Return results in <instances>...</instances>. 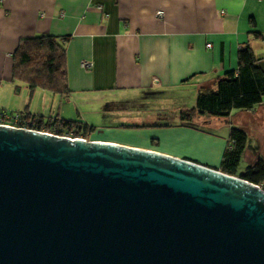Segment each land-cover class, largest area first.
I'll return each instance as SVG.
<instances>
[{
  "label": "water",
  "instance_id": "1",
  "mask_svg": "<svg viewBox=\"0 0 264 264\" xmlns=\"http://www.w3.org/2000/svg\"><path fill=\"white\" fill-rule=\"evenodd\" d=\"M0 264H264V190L188 159L0 125Z\"/></svg>",
  "mask_w": 264,
  "mask_h": 264
},
{
  "label": "crops",
  "instance_id": "2",
  "mask_svg": "<svg viewBox=\"0 0 264 264\" xmlns=\"http://www.w3.org/2000/svg\"><path fill=\"white\" fill-rule=\"evenodd\" d=\"M41 36L62 40L71 91L67 98L30 93L24 86L14 90L12 55L20 40ZM245 45L264 66V0H0V109L88 125L85 113L114 115L108 108L116 104L144 106L166 95L179 108L174 125L166 123L158 107L147 115L159 125H113L107 128L123 140L96 136V130L88 139L188 156L221 171L228 143L213 136L212 125L226 135L233 117L255 124L254 119H264V100L251 112L233 111L227 119L198 116L194 124H204L203 130L183 127L180 114L195 107L201 90L215 88L218 79L236 70ZM83 61L91 67L84 69ZM46 104L57 106L56 114L46 116L41 111ZM201 148L208 149V157Z\"/></svg>",
  "mask_w": 264,
  "mask_h": 264
},
{
  "label": "trees",
  "instance_id": "3",
  "mask_svg": "<svg viewBox=\"0 0 264 264\" xmlns=\"http://www.w3.org/2000/svg\"><path fill=\"white\" fill-rule=\"evenodd\" d=\"M62 40L41 36L20 40L12 55V83L15 92L22 86L30 93L47 91L67 98L71 91L68 85L66 50ZM236 70L227 72L215 83V88L201 90L192 110L180 114L183 127L202 129L194 124L198 116L227 119L233 111L251 112L264 100V66L255 58L249 45L238 52ZM5 112L0 109V116ZM14 114V113H13ZM11 114V115H13ZM20 124L37 130L56 131L73 135L91 136L95 129L80 121L16 112ZM203 130V129H202ZM247 134L242 129L230 128L228 144L221 162V172L236 175L246 149ZM241 177L263 188L264 160L259 159L253 167H247Z\"/></svg>",
  "mask_w": 264,
  "mask_h": 264
},
{
  "label": "rangeland",
  "instance_id": "4",
  "mask_svg": "<svg viewBox=\"0 0 264 264\" xmlns=\"http://www.w3.org/2000/svg\"><path fill=\"white\" fill-rule=\"evenodd\" d=\"M171 98H168L166 95L163 96L162 99H149L147 100V102H145L144 106H141V103H139L138 101H133L132 103L130 102L128 103H124V104H116V106H111L108 109H112L115 110L114 115L110 112L108 113H99L98 115H95V113L91 112V113H85L84 115H86L88 118V125H90L91 127H93L96 130V136H101L102 137H108V138H115V139H120L123 140V138H125L122 135H112V128H107V127H112L113 125H119V124H127L128 125H142V126H135V127H144L146 126V128L149 129V127H151L152 125H159L157 124L158 122L161 123L159 120H155L154 118H148L149 112H147L150 109H155L158 107H161L162 111H164L166 118L164 117V119L166 120V123H169L170 125H174L173 124V117L176 111H178V107L174 104V102L171 100ZM38 99H35V102H37ZM34 102V104H35ZM56 109L57 106L55 105H42L41 107V111H43V113L48 116L50 114H56ZM5 112V114L7 115H11V114H15V112H11L13 110L10 109H5L3 110ZM139 113H145V117H143L142 119H132L130 120L131 116L132 117H136ZM98 116V117H96ZM119 117V118H118ZM118 118V119H117ZM164 119H162V121H164ZM255 120V124L253 122H248V121H243L240 120L238 117H233V124H229V126H225V128H228L225 132L228 134L224 135L221 134L222 132H220L219 128L214 127V125H212L211 128L212 129V134L213 136H217L218 139L223 140L226 144L228 143V136L230 133V128H236V129H242L245 131V133L247 134V140H246V149L245 152L242 156L241 162L237 168L236 171V175H242L247 167H253L255 164H257L259 159L264 160V119L262 120H258V119H254ZM202 122H200L201 124ZM204 124H201V127ZM138 128V129H139ZM151 130H158V128L155 129H151ZM223 138V139H222ZM204 144H206L205 146H207V140L203 141ZM205 148V147H204ZM201 148L200 151H202V155L208 157L209 156V152L208 149H204ZM191 154L194 155V151L190 150L189 151ZM199 152V151H198ZM210 152H211V148H210ZM200 153V152H199ZM200 157H201V153H200ZM180 158L183 159H188L194 162H197L199 164L205 165L210 167L207 164H204L200 161H198L197 159L194 158H190L188 156H182ZM264 190V182H263V188Z\"/></svg>",
  "mask_w": 264,
  "mask_h": 264
},
{
  "label": "built area",
  "instance_id": "5",
  "mask_svg": "<svg viewBox=\"0 0 264 264\" xmlns=\"http://www.w3.org/2000/svg\"><path fill=\"white\" fill-rule=\"evenodd\" d=\"M157 15H162V13L158 12ZM82 67L84 69H87V68L91 67V63L88 62V61H83L82 62ZM20 123H21V121H20V118H19V116L17 114H13V115L4 114V115L0 116V125L16 127V128H23V129H30V130H36V131H39V132H42V133L50 134V135L57 136V137H60V138H66V139H69V140H72V141L75 140V139L84 140V141H91V140L88 139V137L83 136V135H73V134H70V133L61 134V133H56V131L37 130V129H33V128L28 127L26 124L22 125Z\"/></svg>",
  "mask_w": 264,
  "mask_h": 264
}]
</instances>
